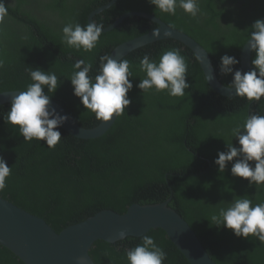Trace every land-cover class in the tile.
Returning <instances> with one entry per match:
<instances>
[{"label": "trees", "instance_id": "trees-1", "mask_svg": "<svg viewBox=\"0 0 264 264\" xmlns=\"http://www.w3.org/2000/svg\"><path fill=\"white\" fill-rule=\"evenodd\" d=\"M110 0H4L7 15L0 20V92L23 89L32 83L26 69L39 67L58 77L55 93H48L84 127L100 123L73 94L70 81L79 59L92 64L95 81L100 57L110 55L120 43L148 33L158 24L129 14L109 31L102 32L91 52L77 51L61 42L69 22L86 26L92 11ZM200 15L193 18L183 9L176 15L156 10L148 0H117L96 12L93 21L107 27L131 11L153 13L169 25L195 38L208 51L220 81L230 85L233 75L220 72L221 57L235 56L240 63L252 24L264 19V0H199ZM180 49L187 63L185 95L172 97L167 90L143 94L136 87L145 74L140 60L145 54L159 61L163 52ZM255 54L252 53V59ZM130 62L132 101L103 135L80 138L63 127L61 141L49 148L46 141L25 142L18 126L5 122L10 102L0 104V156L11 168L0 195L50 223L56 231L85 220L103 209L125 212L133 203L153 204L170 199L200 237L218 264H264V245L255 237H237L232 230L210 222L220 207L246 196L264 202V186L257 189L231 174L230 162L223 173L214 160L227 143L239 147L231 129L251 114L264 115V97L249 102L239 96L215 91L194 51L174 38L140 46L123 58ZM120 59V60H121ZM47 94V88H45ZM253 166H254V162ZM167 254L163 264H191L163 229H152ZM144 234V235H146ZM143 236V235H142ZM142 236L116 242L97 240L91 255L97 264H128L126 250L142 243ZM0 264H26L0 243Z\"/></svg>", "mask_w": 264, "mask_h": 264}, {"label": "clouds", "instance_id": "clouds-1", "mask_svg": "<svg viewBox=\"0 0 264 264\" xmlns=\"http://www.w3.org/2000/svg\"><path fill=\"white\" fill-rule=\"evenodd\" d=\"M148 2L155 5L156 10L170 15H176L178 7L193 18L202 14L199 0ZM7 12L4 0H0V20H3ZM102 32L103 26L94 21L86 26L69 22L62 28L61 42L77 51L82 49L91 52L99 42ZM153 33L160 35L158 30H153ZM245 45L255 54L251 61L254 67L248 72L234 70L233 66L240 61L235 56L225 54L221 57L220 72L222 75H233L228 90L234 89L235 96L246 98L249 102H258L264 97V19H258L252 24ZM2 66L3 61H0V67ZM73 69L70 77L73 94L80 98L82 105L98 121H112L114 115L119 117L131 104L128 93L133 89V83L129 79L132 73L127 59L117 61L109 55L101 56L99 74L95 76L94 82L89 76L92 69L90 62L79 59ZM139 69L145 77L136 87L143 94L155 89L156 92L167 90L172 97H181L190 87L186 82L187 63L180 54V49L163 52L158 62L145 54L140 60ZM26 71L32 83L27 85L26 91L11 99V107L4 120L9 125L18 126L19 134L25 142L34 139L46 141L49 148H55L62 137L57 129L68 119L50 104L52 96L48 93L56 92L59 86L58 77L55 72L44 71L39 67H28ZM231 135L238 140L239 147L226 142L227 150L220 151L218 158L214 160L218 171L223 173L227 165L233 162L231 174L247 180L249 187L254 185L259 189L264 186V115H248L242 124L231 129ZM10 174L11 168L0 156V190L6 187L5 182ZM209 220L212 225L232 230L237 237H255L264 245V202L253 206V201L246 196L234 198L227 207H220L214 212ZM120 235L124 236V233L121 232ZM126 258L128 264H163L167 254L152 236L146 234L142 236L141 244L126 250Z\"/></svg>", "mask_w": 264, "mask_h": 264}, {"label": "water", "instance_id": "water-1", "mask_svg": "<svg viewBox=\"0 0 264 264\" xmlns=\"http://www.w3.org/2000/svg\"><path fill=\"white\" fill-rule=\"evenodd\" d=\"M116 1L110 0L92 11L89 22L93 21L96 12L102 11ZM129 14L150 18L158 25L146 34L119 44L109 56L119 61L140 46L163 38H174L194 51L207 81L215 91L226 96H235V90H228V86L218 78L211 56L204 46L189 34L167 24L154 14L143 11L128 12L111 25L103 27V32L116 27ZM153 30H158L160 35L156 36ZM169 32L171 34L166 35ZM245 44L241 51V70L248 72L254 67L251 63L253 52ZM22 91L26 90L0 92V104L10 102ZM50 104L59 114L68 117L61 127L80 138L88 139L103 135L117 119L114 115L110 122L100 121L96 126L84 127L57 100L51 98ZM169 201L170 199L153 204L133 203L125 212L103 209L58 232L43 217L0 195V243L26 264H97L91 255V249L97 240L116 242L127 236H142L152 229H163L191 264H218L208 253L190 223L169 205ZM121 232L124 236L120 235Z\"/></svg>", "mask_w": 264, "mask_h": 264}, {"label": "flooded vegetation", "instance_id": "flooded-vegetation-1", "mask_svg": "<svg viewBox=\"0 0 264 264\" xmlns=\"http://www.w3.org/2000/svg\"><path fill=\"white\" fill-rule=\"evenodd\" d=\"M104 5H105V4H104ZM143 12H145V11H143ZM147 13H148V12H147ZM125 14H126V13H125ZM125 14H123V15H125ZM151 14H153V13H151ZM123 15H121V16H119V17H117V19H116V20H118V19H119L120 17H122ZM154 15H155V14H154ZM156 16H157V15H156ZM158 17H159V16H158ZM146 18H147V17H146ZM149 19H150V18H149ZM116 20H115V21H116ZM151 20H152V19H151ZM162 20H163V19H162ZM152 21H153V20H152ZM166 23H167V22H166ZM167 24H168V23H167ZM118 25H119V24H118ZM156 27H157V26H156ZM154 28H155V27H154ZM154 28H153V29H154Z\"/></svg>", "mask_w": 264, "mask_h": 264}]
</instances>
